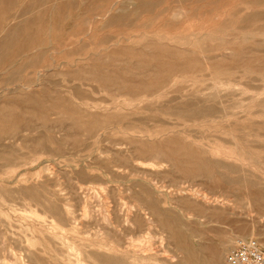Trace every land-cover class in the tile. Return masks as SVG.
Masks as SVG:
<instances>
[{
	"label": "rangeland",
	"instance_id": "obj_1",
	"mask_svg": "<svg viewBox=\"0 0 264 264\" xmlns=\"http://www.w3.org/2000/svg\"><path fill=\"white\" fill-rule=\"evenodd\" d=\"M145 1L0 2L44 15L56 61L48 84L39 66L0 90V264H226L247 238L264 254V195L230 180L264 188V0Z\"/></svg>",
	"mask_w": 264,
	"mask_h": 264
},
{
	"label": "bare ground",
	"instance_id": "obj_2",
	"mask_svg": "<svg viewBox=\"0 0 264 264\" xmlns=\"http://www.w3.org/2000/svg\"><path fill=\"white\" fill-rule=\"evenodd\" d=\"M109 1V0H108ZM161 0H146L145 2H144V5H143V7H145V8H153V7H155L159 2H160ZM1 3H3L4 2V0H2V1H0ZM81 2V1H80ZM127 2V1H126ZM165 3V2H164ZM114 5V4H113ZM119 5V4H118ZM72 6H73V4H72ZM114 7V6H113ZM99 9V8H98ZM108 9V8H107ZM112 9V8H111ZM110 9V10H111ZM109 10V11H110ZM92 11H94V10H92ZM121 11H124V8H123V10H121ZM70 12V11H69ZM85 12H86V10H85ZM84 12V13H85ZM90 13V12H89ZM127 13V12H126ZM6 13L4 12V14H0V73H2V74H5V72L7 71V70H10V72H8V79L7 80H5V81H2L1 82V84H0V90H2L3 88H4V86H8V85H12L13 83H15V82H23V81H29V78H33V77H28L27 75H25L26 74V70L27 69H29V68H36V67H39V66H42V70H41V72L40 73H38V78H39V80H37V83H38V81H40L41 79H43L42 77H44V79H45V74H44V70L45 69H50V71L51 70H53V69H55L56 68V61H55V63H52V64H49V60L47 61L46 60V55L47 54H49L52 50H53V48H54V46H52V44L51 43H48L47 41H46V35H47V32L49 31V30H51V26H50V28L49 27H47V24L44 22V15H35L33 18H29V17H27L26 15H19V16H21V17H23V16H25V18H19L18 19V17H16V18H12L11 16H9V15H5ZM86 14V13H85ZM84 14V15H85ZM71 15V14H70ZM75 16V15H74ZM72 17V16H71ZM128 17V16H127ZM154 17V16H153ZM10 19V20H9ZM129 19V18H128ZM93 20H94V18H93ZM93 20H91V27H92V21ZM95 21V20H94ZM150 22V21H149ZM97 23V22H96ZM101 23V22H100ZM130 23V22H129ZM97 25V24H96ZM67 26V25H66ZM132 26V25H131ZM97 27V26H96ZM96 27H93V29L94 28H96ZM90 28V27H89ZM98 28V27H97ZM96 28V29H97ZM91 29V28H90ZM97 30H99V28L97 29ZM95 32H96V30H95ZM90 33V32H89ZM160 34V33H159ZM87 35V34H86ZM85 36V35H84ZM103 38V37H102ZM105 38V37H104ZM126 38V37H125ZM50 40H51V38H50ZM99 40V39H98ZM102 40V39H101ZM53 42V41H52ZM114 42V41H113ZM123 42V41H122ZM127 42V41H126ZM133 42V41H132ZM100 43V42H99ZM51 44V45H50ZM119 45H120V43H119ZM57 47H59V44H57L56 45ZM82 46V45H81ZM98 46V45H97ZM60 47H62V45H60ZM145 47V46H144ZM124 48V47H123ZM127 48V47H126ZM146 48V47H145ZM85 48H81V50H84ZM99 49V48H98ZM81 50L80 49H77L76 51H74V53H81ZM87 49H85L84 51H86ZM89 50V49H88ZM87 50V51H88ZM115 50V49H114ZM123 50H126V49H123ZM130 51V50H129ZM58 52V51H57ZM59 53V52H58ZM55 54V53H54ZM57 54V53H56ZM55 54V55H56ZM53 58V57H52ZM88 58V57H87ZM67 62V61H66ZM76 62V61H75ZM60 63H62V61L60 62ZM93 63V62H92ZM75 65H76V63H75ZM60 68V67H59ZM37 69V68H36ZM38 72V71H37ZM76 72H78V71H76ZM27 73H28V71H27ZM66 73V72H65ZM68 74V73H67ZM68 76V75H67ZM64 77H66V76H64ZM47 78V77H46ZM80 78V77H79ZM35 79V78H34ZM48 79V78H47ZM78 79V78H77ZM51 80V79H50ZM62 80V79H61ZM41 81H44L45 82V80H41ZM40 81V82H41ZM52 81V80H51ZM43 82V83H44ZM46 82H47V80H46ZM45 82V83H46ZM35 83H36V81H35ZM42 83V84H43ZM46 84H48V83H46ZM50 84V83H49ZM39 85H40V83H39ZM38 85V86H39ZM51 85V84H50ZM80 85V84H79ZM25 86V85H24ZM23 86V87H24ZM28 86V85H27ZM42 86V85H41ZM78 86V85H77ZM16 87V86H15ZM34 87H36V85L34 86ZM31 88V87H30ZM45 88V87H44ZM48 88V87H47ZM57 88V87H56ZM59 88V87H58ZM78 88H80V87H78ZM9 89V88H8ZM12 89H13V87H12ZM62 89V88H61ZM65 89V88H64ZM7 90V89H6ZM47 90V89H46ZM78 90V89H77ZM79 90H81V88L79 89ZM41 91V90H40ZM48 91H50V90H48ZM61 91V90H60ZM65 91H66V89H65ZM67 91H68V89H67ZM73 92V91H72ZM11 93H13V91L12 92H10V91H5L4 93H3V95H2V97H3V99H6V98H8V96L9 95H11ZM14 93H16L15 91H14ZM50 93H51V91H50ZM60 93V92H59ZM84 93V92H83ZM68 94H69V96H70V93L68 92ZM68 94H66V95H68ZM35 96V95H34ZM43 96H45V95H43ZM72 96V95H71ZM70 96V97H71ZM37 97H38V94H37ZM39 98L41 99V98H43V97H41V96H39L38 97V100L37 99H35V100H37V103L40 105V103L38 102L39 101ZM21 99V98H20ZM30 99V98H29ZM33 99V98H32ZM44 99V98H43ZM64 99H65V97H64ZM42 100V99H41ZM40 100V101H41ZM69 100V99H68ZM58 101V100H57ZM66 101V100H65ZM69 101H71V100H69ZM68 101V102H69ZM67 102V101H66ZM66 102H65V105H69V103L67 102V104H66ZM29 103V102H28ZM36 103V102H35ZM57 103V102H56ZM61 104V103H60ZM51 105V104H50ZM53 105V104H52ZM51 105V106H52ZM55 105V104H54ZM58 105V104H57ZM62 105H64L63 103L60 105V107L62 106ZM64 105V106H65ZM3 108H2V111L0 112V122H7L8 121V116H7V114L6 113H4V110H6L7 109V103L5 102L3 105ZM63 106V107H64ZM72 106V105H71ZM70 106V107H71ZM17 107H18V105H17ZM16 107V108H17ZM55 107H57V106H55ZM55 107L53 108V109H55ZM59 107V106H58ZM58 107L56 108V109H58ZM61 108L62 110H67L68 112H66V113H71L70 111V109L69 108ZM13 108V106H11V109ZM48 108V107H47ZM47 108H45V109H47ZM18 109V108H17ZM19 109L21 110V108L19 107ZM51 109V108H50ZM60 109V108H59ZM10 110V109H9ZM13 110V109H12ZM11 110V111H12ZM70 110V111H69ZM17 111V110H16ZM37 112V111H36ZM23 114V113H22ZM36 115V114H35ZM70 115V114H69ZM11 116V115H10ZM27 117H29V116H27ZM44 117V116H43ZM42 116H41V118H43ZM14 119V118H13ZM18 119H19V116H18ZM17 120V119H16ZM14 121V120H13ZM20 122H22V119L21 120H19ZM16 122V121H15ZM14 123V122H13ZM24 124H26L25 122H23ZM1 124V123H0ZM21 124V123H20ZM4 125V124H3ZM19 126V125H18ZM12 127V126H11ZM2 130V129H1ZM0 130V131H1ZM13 130H15L14 129V126H13V128H9V127H5L4 128V130L0 133V139H2V138H4V137H6V138H8L7 136L9 135V134H11L12 132H13ZM91 130V129H90ZM17 131V130H16ZM56 131V130H55ZM55 131H54V133H55ZM91 132H93V131H91ZM13 134V133H12ZM151 134V133H150ZM91 135V134H90ZM152 135V134H151ZM157 134H155V136H156ZM12 137V136H11ZM17 137H19L18 135H17ZM10 138V137H9ZM13 138V137H12ZM22 139V138H21ZM20 139V140H21ZM10 140H11V138H10ZM19 140V141H20ZM13 141H14V139H13ZM22 141V140H21ZM197 142V141H196ZM10 143V142H9ZM28 143V142H27ZM7 144V143H6ZM10 144H13V142H11ZM4 145V144H3ZM13 146V145H12ZM35 146V145H34ZM38 147H39V145H37ZM1 147V146H0ZM17 147V146H16ZM37 147V148H38ZM42 147V146H41ZM47 148V147H46ZM6 149V148H5ZM48 149V148H47ZM35 150V149H34ZM43 150V149H42ZM5 151V153L4 154H1L0 156H4V157H2V159L3 160H5V161H7V159H8V155H9V149H7V150H4ZM36 151V150H35ZM2 151L0 150V153H1ZM21 152V151H20ZM61 152V151H60ZM91 154H92V152H91ZM17 155H19V154H17ZM24 155V154H23ZM63 155V154H62ZM25 156V155H24ZM223 165H224V163H223ZM118 166V165H117ZM119 167V166H118ZM121 167V166H120ZM122 168V167H121ZM229 168V167H228ZM261 169V168H260ZM84 172V171H83ZM264 172V171H263ZM233 174V173H232ZM236 179L235 178H232V179H230L231 181H233L234 183H236V184H238V185H240L241 187L242 186H244L246 189H248L249 191L250 190H252V189H257L258 190V192H259V194L260 195H264V188H262V187H260V184L257 182V181H251L250 179L248 180V179H245V174L243 173V172H239L236 176ZM153 179V178H152ZM150 181V180H149ZM146 182H148V181H145V183ZM152 182V181H151ZM150 183V182H149ZM158 183V182H157ZM151 185H152V183H150ZM155 184V183H154ZM148 186V185H147ZM153 186V185H152ZM181 187V186H180ZM193 187V186H192ZM35 188V187H34ZM33 188V189H34ZM191 188V187H190ZM184 189V188H183ZM194 189V188H193ZM32 190V189H31ZM37 191H38V189H37ZM181 191V190H180ZM195 191V190H194ZM199 191V190H198ZM183 192V191H182ZM181 192V193H182ZM185 192V191H184ZM38 193V192H37ZM36 193V194H37ZM40 193H41V189H40ZM198 194L200 193L201 194V192H197ZM198 194H196V195H198ZM191 195V194H190ZM196 195H195V197H196ZM192 197H193V195H192ZM206 197V196H205ZM42 198V197H41ZM184 198H186V197H184ZM183 198V199H184ZM190 198V199H189ZM189 198H188V200H189V202H190V204H193V201L191 200V197L189 196ZM32 199H33V195H32ZM187 199V198H186ZM195 199V198H194ZM197 199V198H196ZM42 200V199H41ZM45 199H43L42 200V202H45L44 201ZM191 200V201H190ZM35 201V200H34ZM48 201V200H47ZM157 201V200H156ZM161 201V200H160ZM186 201V200H185ZM207 201V200H206ZM144 202V201H143ZM158 202V201H157ZM162 202V201H161ZM188 202V201H187ZM187 202L185 203V206L187 207ZM41 203V202H40ZM47 203V202H46ZM53 203V202H52ZM146 203V202H145ZM152 203H154V202H152ZM196 203H197V201L196 202H194V204L196 205ZM57 204V203H56ZM155 204V203H154ZM161 204V203H160ZM202 204V203H201ZM47 205V204H46ZM148 205H149V203H148ZM197 205H199V204H197ZM146 206V205H145ZM157 206V205H156ZM191 206H193L194 207V205H191ZM200 207H204L203 205H199ZM144 207V206H143ZM147 207V206H146ZM161 207V206H160ZM189 207V206H188ZM195 207H197V206H195ZM194 207V208H195ZM145 208V207H144ZM193 208V209H194ZM198 208V207H197ZM149 209V208H148ZM151 209V208H150ZM154 209V211L156 210L155 208H153ZM202 209V208H201ZM201 209H199V210H201ZM211 209V208H210ZM47 210V209H46ZM60 210V209H59ZM58 210V211H59ZM186 210V209H185ZM197 210V209H196ZM57 211V212H58ZM156 212H157V210H156ZM194 214V213H193ZM58 215V214H57ZM57 217V216H56ZM73 217V216H72ZM59 218V217H58ZM71 221V220H70ZM129 234H130V232H129ZM126 235H128V234H126ZM130 237V236H129ZM129 239H131V238H129ZM133 240V237H132V239L130 240V241H132ZM134 241V240H133ZM131 243H133V242H131ZM150 245V244H149ZM110 246H112V245H110ZM122 246V245H121ZM133 245H131V247H132ZM142 246H144V245H142ZM180 246V245H179ZM114 247H115V245H114ZM183 248H184V246H182ZM129 248V247H128ZM153 248V247H152ZM152 248H148V249H152ZM155 248V247H154ZM154 248H153V251L152 250H150V251H152V252H154ZM121 250L123 249H125L126 250V248H125V246L123 247V248H120ZM119 249V250H120ZM147 249V250H148ZM185 249V248H184ZM74 250V249H73ZM73 250H71V251H73ZM118 250V249H117ZM117 250H114V251H117ZM120 250V251H121ZM143 249H141V251H142ZM157 249L155 248V251H156ZM127 251H129V249L127 250ZM126 251V252H127ZM135 251V250H134ZM140 251V252H141ZM145 251V250H144ZM158 251V250H157ZM156 251V252H157ZM71 253V252H70ZM73 253V252H72ZM81 253V252H80ZM87 253V252H86ZM94 253V252H93ZM125 253V252H124ZM128 253V252H127ZM131 253V252H130ZM130 253H128V256H129V254ZM141 253H143V252H141ZM148 253H150V252H148ZM146 254V253H145ZM144 254V255H145ZM21 255V254H20ZM95 255V254H94ZM127 255V254H126ZM131 255V254H130ZM133 255V254H132ZM136 255V257H138V254H135ZM71 256V255H70ZM190 256V255H189ZM24 257V256H23ZM98 257V256H97ZM107 257V256H106ZM115 257V256H114ZM130 258H131V260H132V262H135V260H136V258L134 259V258H132L131 256H129ZM134 257V256H133ZM141 257V256H140ZM152 257V256H151ZM69 258V257H68ZM69 259H71V258H69ZM111 259V258H110ZM138 259H139V257H138ZM147 258H143L142 260H144L143 262L145 263L146 261H148V259H150V258H148L147 260H146ZM156 259V258H155ZM76 260V259H75ZM79 260V259H78ZM106 260H108V258L107 259H105V261L104 262H102V264L103 263H105V264H130L129 263V261H125L124 259H115V260H113L112 259V261H108V262H106ZM152 260H154L153 258H152ZM70 261H72V260H70ZM141 261V260H140ZM151 261V260H150ZM150 261H148L149 262V264H150ZM189 261V260H188ZM16 262H17V259H16ZM83 262V261H82ZM142 262V261H141ZM19 264H20V262H18ZM75 264L77 263V264H79V262H74ZM91 263V262H90ZM136 263V262H135ZM139 263V262H138ZM181 263V262H180ZM186 263H188L187 262V259H186ZM36 264V263H35ZM81 264V263H80ZM84 264H86V263H84ZM140 264V263H139ZM141 264H143V263H141ZM151 264H152V262H151ZM179 264V263H178ZM182 264V263H181Z\"/></svg>",
	"mask_w": 264,
	"mask_h": 264
},
{
	"label": "built area",
	"instance_id": "obj_3",
	"mask_svg": "<svg viewBox=\"0 0 264 264\" xmlns=\"http://www.w3.org/2000/svg\"><path fill=\"white\" fill-rule=\"evenodd\" d=\"M226 264H264V254L254 238L236 239L226 254Z\"/></svg>",
	"mask_w": 264,
	"mask_h": 264
}]
</instances>
